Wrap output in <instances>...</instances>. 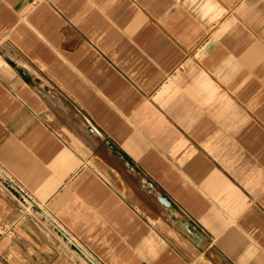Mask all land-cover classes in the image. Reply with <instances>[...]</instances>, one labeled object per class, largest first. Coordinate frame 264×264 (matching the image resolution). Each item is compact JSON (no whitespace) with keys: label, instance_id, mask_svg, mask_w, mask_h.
Instances as JSON below:
<instances>
[{"label":"crops","instance_id":"obj_1","mask_svg":"<svg viewBox=\"0 0 264 264\" xmlns=\"http://www.w3.org/2000/svg\"><path fill=\"white\" fill-rule=\"evenodd\" d=\"M0 264H264V0H0Z\"/></svg>","mask_w":264,"mask_h":264},{"label":"water","instance_id":"obj_2","mask_svg":"<svg viewBox=\"0 0 264 264\" xmlns=\"http://www.w3.org/2000/svg\"><path fill=\"white\" fill-rule=\"evenodd\" d=\"M162 200H163L164 202H166L165 199H162Z\"/></svg>","mask_w":264,"mask_h":264}]
</instances>
